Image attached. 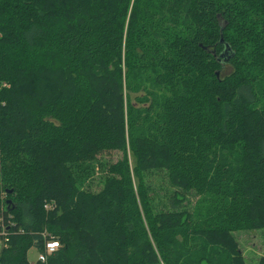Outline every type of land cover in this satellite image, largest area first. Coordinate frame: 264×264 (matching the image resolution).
Listing matches in <instances>:
<instances>
[{"label": "trees", "instance_id": "trees-1", "mask_svg": "<svg viewBox=\"0 0 264 264\" xmlns=\"http://www.w3.org/2000/svg\"><path fill=\"white\" fill-rule=\"evenodd\" d=\"M0 211V264L45 230L50 264H247L264 0H0Z\"/></svg>", "mask_w": 264, "mask_h": 264}, {"label": "built area", "instance_id": "built-area-1", "mask_svg": "<svg viewBox=\"0 0 264 264\" xmlns=\"http://www.w3.org/2000/svg\"><path fill=\"white\" fill-rule=\"evenodd\" d=\"M53 203L45 204V208L53 207ZM1 205V209H3ZM4 212L0 211V252L9 247L12 235L16 232L14 228L16 222L13 219V215H8L5 217ZM20 232H23V229H19ZM43 236V245L42 248L38 249V258L35 263L31 264H50L51 257L57 252L61 246L58 239L51 236L46 230L42 232Z\"/></svg>", "mask_w": 264, "mask_h": 264}, {"label": "rangeland", "instance_id": "rangeland-1", "mask_svg": "<svg viewBox=\"0 0 264 264\" xmlns=\"http://www.w3.org/2000/svg\"><path fill=\"white\" fill-rule=\"evenodd\" d=\"M118 155L119 154L116 156ZM116 156L114 154L110 157L116 159ZM235 235L239 241L246 263L258 264L260 257L264 256V227L259 229L239 230ZM27 258L30 263H35L37 261L38 248L36 246H33L28 250Z\"/></svg>", "mask_w": 264, "mask_h": 264}, {"label": "water", "instance_id": "water-1", "mask_svg": "<svg viewBox=\"0 0 264 264\" xmlns=\"http://www.w3.org/2000/svg\"><path fill=\"white\" fill-rule=\"evenodd\" d=\"M222 41V40H221ZM229 50V46L226 45V48H225V53Z\"/></svg>", "mask_w": 264, "mask_h": 264}]
</instances>
